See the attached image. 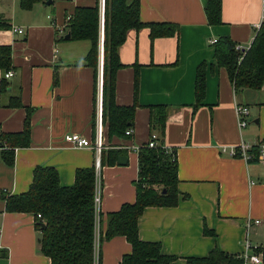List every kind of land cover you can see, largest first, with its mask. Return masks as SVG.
<instances>
[{
  "label": "crops",
  "instance_id": "1",
  "mask_svg": "<svg viewBox=\"0 0 264 264\" xmlns=\"http://www.w3.org/2000/svg\"><path fill=\"white\" fill-rule=\"evenodd\" d=\"M97 1L100 13V0H36L28 8L20 0H0V17L8 22L0 26V44L11 46L13 63L3 91L0 68V131H20L25 106L32 107L29 143L13 148L12 163L4 160L0 147V264H50L39 250L36 215L7 210L4 195L27 190L38 164L53 165L63 185L74 182L76 168L94 164L93 148L73 146L64 135L94 137L95 69L85 62L91 41L66 34L67 18L75 7ZM205 4L206 0H140L142 21L174 22L177 30L151 38L148 26L132 27L119 46L123 66L116 71L115 100L135 104V111L129 137H109L102 124L103 146L127 149L126 163L100 167L102 227L107 212L134 201L135 146L145 143L152 131L160 133L152 107L164 105L162 138L176 148L180 198L173 206H147L139 217V237L159 241L162 252L174 254L169 264H186V257L207 255L213 247L240 255L247 239L264 264V157L257 145L264 137V84L235 92L209 41L227 34L248 46L261 18L262 0H221V22L216 24L208 22ZM100 20L101 15L97 77L103 60ZM201 65L204 92L199 103L195 78ZM18 88L23 105L7 104ZM236 102L249 107L248 123L242 128ZM240 141L250 145L249 158L228 153ZM130 251L125 236L115 235L102 242L99 264H120Z\"/></svg>",
  "mask_w": 264,
  "mask_h": 264
},
{
  "label": "trees",
  "instance_id": "2",
  "mask_svg": "<svg viewBox=\"0 0 264 264\" xmlns=\"http://www.w3.org/2000/svg\"><path fill=\"white\" fill-rule=\"evenodd\" d=\"M36 0H20V5L30 7ZM140 0H104L103 21V66H102V123L107 126L109 137H129L125 130L133 125L135 104L122 105L115 100V76L123 63L119 58V46L130 28L148 26L151 38L174 34L177 24L170 21L145 22L139 16ZM205 13L211 24L221 22V0H206ZM99 5L76 6L68 15L67 27L71 38H88L91 46L85 62L95 69L94 102L97 93V58L99 48ZM8 22L0 17V26ZM237 42L229 35L219 36L213 44L214 57L219 66H224L233 84L234 91L245 88L259 89L264 84V21L255 29L253 39L244 50L236 48ZM12 48L0 44V68L3 71L1 90L6 86L5 73L13 68ZM204 92L203 66L197 68L195 94L197 102ZM200 103V102H199ZM7 104L23 105L18 92L11 94ZM24 126L17 132L0 131L2 156L13 162V148L29 143L30 116L32 107L25 106ZM95 110V109H94ZM155 123L159 127V141L156 146L142 143L137 149L138 175L134 180L135 199L123 202L116 210L106 214L105 228L102 212L98 216L99 253L104 240L115 235H124L131 244V251L124 253L120 264H169L174 254L162 252L159 241L143 240L139 237L138 221L147 206H173L180 198L175 147L164 146L162 134L166 119L164 105H154ZM95 114V113H94ZM123 147L103 146L100 151V166L117 162L118 155L126 154ZM95 165L78 167L74 182L63 185L53 165H36L27 190L5 194V207L11 211H26L36 215L39 230V250L50 258V264H92L96 235V213L94 206ZM37 213L41 217H37ZM43 222V226L40 222ZM205 232L210 229L205 227ZM101 255H99V262ZM238 253H230L213 247L207 255L188 256L186 264H242Z\"/></svg>",
  "mask_w": 264,
  "mask_h": 264
},
{
  "label": "built area",
  "instance_id": "3",
  "mask_svg": "<svg viewBox=\"0 0 264 264\" xmlns=\"http://www.w3.org/2000/svg\"><path fill=\"white\" fill-rule=\"evenodd\" d=\"M103 7H104V0H100V15H101V26L103 23ZM264 21V0H262V12L260 21L257 23V27ZM15 30L18 32H23L22 27H15ZM102 37V36H101ZM217 38L209 39L210 42H215ZM249 46V45H248ZM248 46H243L240 43L236 44V48L241 51L239 55V59L242 58L244 50ZM13 72L9 70L5 73L6 76L11 75ZM235 111L238 121L239 127H244L248 123V114H249V107L246 104L236 102L235 104ZM102 58L100 59L99 63V73L97 77V93H96V103H95V129H94V137L91 139L90 137L84 136L80 133L71 132L66 133L64 135L65 140L73 146H85L91 147L95 151V169H96V181H95V194H94V206H95V213H96V235H95V244H94V257L92 264H99V245H98V216L100 211V200H101V179H100V151L103 147V126H102ZM126 134H132V127H128L125 130ZM159 141V133L156 131H152L149 135L148 140L146 143L149 146H156ZM258 149H259V156L264 157V137L258 142ZM164 146L168 147L166 144ZM136 149L140 147V145L135 146ZM250 145L245 143L244 141H240L237 145H231L228 149V153L231 155L240 154L244 157L249 158L250 154L248 153V149ZM225 150V147H222ZM37 217H41L40 213H37ZM259 219H255V222H258ZM251 243L246 239L244 244V249L240 253V257H242V264H260L261 263V256L258 253L251 251Z\"/></svg>",
  "mask_w": 264,
  "mask_h": 264
},
{
  "label": "water",
  "instance_id": "4",
  "mask_svg": "<svg viewBox=\"0 0 264 264\" xmlns=\"http://www.w3.org/2000/svg\"><path fill=\"white\" fill-rule=\"evenodd\" d=\"M50 1H51V0H48L47 3H50ZM69 34H70V33L67 32L66 36H69ZM117 161H118L119 163H121V164L126 163V162H127V155H126V154H120V155H118ZM43 224H44V223L41 221V222H40V225L43 226Z\"/></svg>",
  "mask_w": 264,
  "mask_h": 264
},
{
  "label": "rangeland",
  "instance_id": "5",
  "mask_svg": "<svg viewBox=\"0 0 264 264\" xmlns=\"http://www.w3.org/2000/svg\"><path fill=\"white\" fill-rule=\"evenodd\" d=\"M101 36H102V35H101ZM101 43H102V45H101V53H102V51H103V36H102ZM102 66H103V60H102Z\"/></svg>",
  "mask_w": 264,
  "mask_h": 264
}]
</instances>
